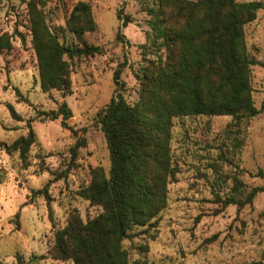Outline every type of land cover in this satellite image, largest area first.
<instances>
[{
	"label": "rangeland",
	"instance_id": "obj_1",
	"mask_svg": "<svg viewBox=\"0 0 264 264\" xmlns=\"http://www.w3.org/2000/svg\"><path fill=\"white\" fill-rule=\"evenodd\" d=\"M199 1L0 0V37L10 44L9 50L0 51V264H17L16 257L23 264H73L55 252V235L72 216L85 223L102 213L100 206L79 195L94 179L109 175L110 157L97 114L117 94L127 104H136L143 69L164 65L171 52L177 54L175 46L158 37L156 28L166 35L179 30L188 13L202 14ZM233 1L264 5V0ZM80 2L90 7L96 27L78 38L66 22ZM40 32L62 46L99 49L92 57L64 58L70 93L41 90L34 49ZM242 32L247 54L264 63V9ZM115 71L121 89L114 84ZM250 82L253 104L260 110L252 119H172V173L166 180L164 205L154 225L128 232L122 247L129 262H264V193L241 208L221 209L219 203L244 199L251 188L264 186V179L252 177L258 169L264 172L263 67H251ZM63 102L71 111L67 124L76 136L61 127L60 118L50 121L39 114L55 111ZM29 128L34 142L22 159L11 145ZM44 187L45 195H32Z\"/></svg>",
	"mask_w": 264,
	"mask_h": 264
},
{
	"label": "trees",
	"instance_id": "obj_2",
	"mask_svg": "<svg viewBox=\"0 0 264 264\" xmlns=\"http://www.w3.org/2000/svg\"><path fill=\"white\" fill-rule=\"evenodd\" d=\"M200 16L191 11L179 30L169 35L156 28L158 37L177 48L164 65L151 64L138 76V101L125 102L120 94L97 114L110 157L107 178L99 176L79 191L85 200L100 206L102 213L82 222L69 218L65 228L55 235V252L73 264H137L129 262L122 242L134 228L150 227L164 205V188L171 175L169 156L172 119L185 116L231 117L234 123L256 117L260 110L251 98V67L264 63L250 57L244 45L243 26L264 9L261 2L236 3L233 0H200ZM121 19L120 12L117 15ZM67 27L76 37L95 30L90 7L77 3L67 20ZM123 18L122 27L127 25ZM35 28V27H34ZM37 29V28H35ZM120 39V29L117 31ZM6 37H0V51L9 50ZM34 49L40 87L44 92L56 89L70 93L69 68L64 58L92 57L99 49L62 46L46 32L36 34ZM114 84L122 88L119 71ZM15 94L21 97L18 90ZM13 116L12 108L8 106ZM50 121L60 118L62 128L74 136L67 124L72 114L63 102L55 111L39 113ZM29 127V125H28ZM33 132L16 140L11 148L24 159L33 144ZM72 151H75L73 149ZM59 177V176H58ZM252 177L264 179L258 169ZM32 195L44 194L42 190ZM264 186L251 188L244 199L227 198L221 209L250 205ZM17 264H23L16 257ZM241 264H264L263 260Z\"/></svg>",
	"mask_w": 264,
	"mask_h": 264
}]
</instances>
